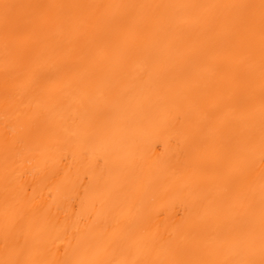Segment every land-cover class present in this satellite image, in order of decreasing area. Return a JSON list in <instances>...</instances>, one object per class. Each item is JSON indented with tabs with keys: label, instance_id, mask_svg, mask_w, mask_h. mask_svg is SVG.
Here are the masks:
<instances>
[{
	"label": "bare ground",
	"instance_id": "6f19581e",
	"mask_svg": "<svg viewBox=\"0 0 264 264\" xmlns=\"http://www.w3.org/2000/svg\"><path fill=\"white\" fill-rule=\"evenodd\" d=\"M0 264H264V0H0Z\"/></svg>",
	"mask_w": 264,
	"mask_h": 264
}]
</instances>
